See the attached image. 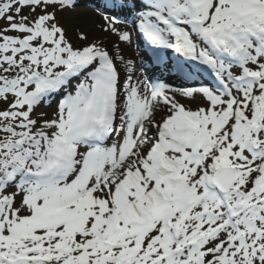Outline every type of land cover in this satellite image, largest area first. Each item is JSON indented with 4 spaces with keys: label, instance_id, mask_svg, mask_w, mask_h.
<instances>
[{
    "label": "snow or ice",
    "instance_id": "snow-or-ice-1",
    "mask_svg": "<svg viewBox=\"0 0 264 264\" xmlns=\"http://www.w3.org/2000/svg\"><path fill=\"white\" fill-rule=\"evenodd\" d=\"M106 3L104 32L131 44V18L214 83L121 81L57 25L79 0H0V264H264V0Z\"/></svg>",
    "mask_w": 264,
    "mask_h": 264
},
{
    "label": "rangeland",
    "instance_id": "rangeland-1",
    "mask_svg": "<svg viewBox=\"0 0 264 264\" xmlns=\"http://www.w3.org/2000/svg\"><path fill=\"white\" fill-rule=\"evenodd\" d=\"M91 7H88L86 5H83L81 2H79V6L76 7L73 11H65V12H58L57 13V25L60 26L65 31V36L68 39V41L73 45L74 48H82L91 44H95L104 50L108 51L110 56H121L122 59L115 60L116 66L118 70L121 73V81L124 80L125 76L128 75L126 72V67L129 64V57L128 53L124 50V45L122 42H120L117 38V34L115 33H106L103 31V28L100 31V35H91L87 34V31L84 30L82 25L86 24L85 15L86 13L90 12ZM114 11V10H113ZM91 12L97 16H101L103 18H111L110 15H105V13L99 12L98 10H91ZM111 13V12H108ZM24 15H27V12L23 13ZM39 14V13H37ZM121 26V25H120ZM102 34V35H101ZM85 36L87 39L86 41H80V36ZM133 39L135 37L133 33ZM118 45V47H117ZM135 61L134 65L137 64V69L141 73V75L145 77L144 70L142 66L140 65L141 58H139L138 54L134 53ZM133 77V75H132ZM134 79V77H133ZM187 90V89H184ZM183 91V90H176V92ZM171 94V90L169 92ZM178 102L181 103L185 108L188 109H195L197 106L203 105V101L196 97L194 100H188L187 98L183 97H176ZM56 105L53 104L51 107H41L38 110V114L47 118L51 119L52 116L55 113ZM11 191V189H9Z\"/></svg>",
    "mask_w": 264,
    "mask_h": 264
},
{
    "label": "bare ground",
    "instance_id": "bare-ground-1",
    "mask_svg": "<svg viewBox=\"0 0 264 264\" xmlns=\"http://www.w3.org/2000/svg\"><path fill=\"white\" fill-rule=\"evenodd\" d=\"M91 10L93 11V9H90V12L86 13V15H85L86 24L84 23L82 25V27L84 28V30L87 31V34L100 35V31H101L102 27H105V25H106V17L105 18H103L101 16L99 17V16L93 14L91 12ZM125 28L129 31V34L132 35V31H131V29L129 27H127V26H119V30H123ZM120 42H122V41H120ZM122 43L124 45V47H123L124 50L128 53L129 63H131L134 66V71L132 73L134 79L139 78V79L143 80L144 77L141 75V73L137 69V64L134 65L135 57H134V54H133V49H134V39H133V37H132L131 44H125L124 42H122ZM145 73L147 74L148 71H146Z\"/></svg>",
    "mask_w": 264,
    "mask_h": 264
}]
</instances>
